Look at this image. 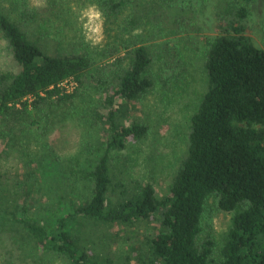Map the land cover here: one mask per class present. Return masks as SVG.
Returning <instances> with one entry per match:
<instances>
[{"label":"trees","instance_id":"trees-1","mask_svg":"<svg viewBox=\"0 0 264 264\" xmlns=\"http://www.w3.org/2000/svg\"><path fill=\"white\" fill-rule=\"evenodd\" d=\"M255 1L0 0V122L15 129L0 141V264H264ZM89 9L98 45L82 36ZM207 11L214 35L201 33ZM262 32L264 44V19ZM198 59L204 91L170 141L158 105ZM94 91L96 128L81 114ZM68 124L79 141L60 152ZM211 198L230 214L220 239L204 231Z\"/></svg>","mask_w":264,"mask_h":264},{"label":"rangeland","instance_id":"rangeland-1","mask_svg":"<svg viewBox=\"0 0 264 264\" xmlns=\"http://www.w3.org/2000/svg\"><path fill=\"white\" fill-rule=\"evenodd\" d=\"M251 10L253 13L252 15L253 23L251 24L252 30L250 31V34L252 38L255 40L256 44L260 47H263L264 44L262 42V38H263L262 21L264 19V0H256L255 2H253L251 6ZM197 14H198L197 16L200 18L199 23L203 29L201 33L206 35H214L215 30L213 28V24L210 23L212 18L211 11H207L205 14H199V13ZM82 18H83L82 20L83 26L81 30L83 32L82 36H84V38L88 41V43H91L93 45H98L101 41L104 40L103 23H102L101 15L95 9H89L85 12ZM190 62H193V66L190 67V71L187 74L188 80L186 81L182 91L181 92L178 91V93H176L173 96V98L175 97L176 100L167 101L168 106L166 107V110L162 109L164 105H161V103L158 105V107L160 108L159 111L161 112L164 111L166 115L165 117L167 121L163 122L162 126H164L165 128L166 130L165 133L169 140H170V135L173 133L175 126H177L175 129H177L178 132L180 131L181 137L184 136L182 121L186 120V115L188 111L192 109V107L195 105L196 101L200 98V96L204 91V85H205L204 83L206 81V75L202 65V61H199L198 59L197 61H190ZM66 85L67 88L69 89L73 87V84H71L70 82H67ZM92 94H93V102L91 103V105H89L88 110L86 109V111L84 110L81 111V114L85 117H88L90 115V110L95 111V108L100 107L101 109L103 107L101 105L103 102V96H101L95 91L92 92ZM94 121L95 120L93 119V117L89 118L88 122L89 124L91 123L90 125L92 128H96L94 125ZM73 127L74 125H70V124L66 126L63 125L61 129H58L57 131L54 132L55 135H58L55 140L57 147H59L60 149L62 147L60 152L67 151L68 148L69 150L71 149L72 151L75 150L74 148L77 146L79 141V133L78 130ZM14 130L12 131L10 129L9 130L6 129L4 124L0 122V141L4 136L13 135ZM150 141L151 138L145 140L142 146L146 149ZM174 143L178 144L180 147L182 146V141L179 138L176 139ZM4 147H5L4 143L0 142V149L3 150ZM10 152H12L11 153L12 158H17V153L14 150H11ZM134 172L135 174L140 173V169L136 165L134 168ZM169 175L170 174H168L167 171H164L160 177L166 176V178H169ZM229 224H230V214L220 211L215 206L213 198H211L206 205V209L204 213V220H203L204 231L210 233L214 238L220 239L221 235L227 230Z\"/></svg>","mask_w":264,"mask_h":264},{"label":"built area","instance_id":"built-area-1","mask_svg":"<svg viewBox=\"0 0 264 264\" xmlns=\"http://www.w3.org/2000/svg\"><path fill=\"white\" fill-rule=\"evenodd\" d=\"M67 82H68V81H65V82L63 81L62 84H63L64 86H66V83H67ZM70 83L73 84V82H70Z\"/></svg>","mask_w":264,"mask_h":264},{"label":"clouds","instance_id":"clouds-1","mask_svg":"<svg viewBox=\"0 0 264 264\" xmlns=\"http://www.w3.org/2000/svg\"><path fill=\"white\" fill-rule=\"evenodd\" d=\"M98 15V14H97Z\"/></svg>","mask_w":264,"mask_h":264}]
</instances>
